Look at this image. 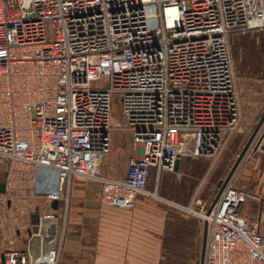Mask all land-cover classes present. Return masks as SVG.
Masks as SVG:
<instances>
[{"label":"built area","instance_id":"obj_1","mask_svg":"<svg viewBox=\"0 0 264 264\" xmlns=\"http://www.w3.org/2000/svg\"><path fill=\"white\" fill-rule=\"evenodd\" d=\"M261 30L264 0H0L6 196L32 197L36 185L60 201L78 178L100 186L101 204L130 211L156 197L151 172H173L177 157L218 159L242 132L229 36ZM114 116L138 150L121 180L101 171ZM250 149L264 156V118ZM249 198L229 180L216 200L174 205L206 225L202 264H264L260 224L240 215ZM58 255L10 253L4 264Z\"/></svg>","mask_w":264,"mask_h":264},{"label":"crops","instance_id":"obj_2","mask_svg":"<svg viewBox=\"0 0 264 264\" xmlns=\"http://www.w3.org/2000/svg\"><path fill=\"white\" fill-rule=\"evenodd\" d=\"M121 132L112 131L111 151L115 144L113 135L121 136L124 133ZM124 134L129 140L121 144L119 140L113 146V151L122 150L118 171L115 159L109 156L101 166L105 176L116 180L124 178L128 159L138 151L129 135ZM213 162L208 157L180 159L178 172H161L155 187L149 191L155 171L151 172L147 191L156 197H137L130 211L101 204L100 186L78 178L71 180L65 199L57 201L56 210L50 207L51 203L36 185L32 197L14 195L10 198L4 193L0 195V264H4L10 253L34 260L45 256L52 248L59 251L57 264H200L206 244V225L195 216L181 213L174 205L190 206L196 196L203 201L213 199L212 193L204 189ZM205 163L209 167L207 164L205 167ZM200 164L204 165L201 171L191 175L190 169L198 171ZM163 173L165 181L162 183ZM160 180L163 186L171 184L172 193L168 198L158 193ZM246 203L241 208V217L260 224L264 235V200L257 208L255 219L251 218ZM35 215L40 217L37 233L32 228ZM51 215H57L58 219L50 218Z\"/></svg>","mask_w":264,"mask_h":264},{"label":"rangeland","instance_id":"obj_3","mask_svg":"<svg viewBox=\"0 0 264 264\" xmlns=\"http://www.w3.org/2000/svg\"><path fill=\"white\" fill-rule=\"evenodd\" d=\"M229 48L238 93L240 95L242 132L236 135L229 144L227 150L223 151L218 159L215 160L214 157L211 158L212 161L214 160L212 163L214 167L212 171L209 172L210 174L204 189L206 193L210 192L213 196L216 188L215 183L227 178L246 143L254 132H257L264 116V30L231 34L229 36ZM113 119L112 131L114 129L119 130L116 116H114ZM126 136L127 135L124 133L121 136L113 135V137H115V144H112V151L108 156L115 159L114 166H116V171H118L123 155L122 150L118 151L114 149L113 151V146H116V142L119 140L120 144L124 141H128L129 139H127ZM206 164L207 163H205V167ZM207 166L209 167L208 164ZM202 167H204V165L202 166V164H200L198 166V171L197 169L192 170L191 168V175L197 174V172L201 171L199 169ZM164 176L163 173L161 179L162 183L165 181ZM168 176L174 175L173 173H168ZM182 179L188 180L186 177H182ZM161 180L159 181L158 193L168 198L172 193L171 187H169L171 184L163 186L161 185ZM230 180H232L235 188L243 190L250 197L246 201V204L249 207L251 218L255 219L257 208L260 202L264 200V156L260 152L250 149L238 165ZM156 181L157 173L153 172V176L148 185L149 191L155 187ZM203 193L204 191L201 194Z\"/></svg>","mask_w":264,"mask_h":264},{"label":"water","instance_id":"obj_4","mask_svg":"<svg viewBox=\"0 0 264 264\" xmlns=\"http://www.w3.org/2000/svg\"><path fill=\"white\" fill-rule=\"evenodd\" d=\"M264 118V116H263ZM255 134V132H254ZM254 134L252 135V137L249 139V141L246 143L245 147L243 148L242 152L240 153L237 161L235 162L233 168L231 169L230 173L228 174L227 178L225 180H220L217 184H216V188L214 190V194H215V200L218 198V196L220 195L222 189L224 188L225 184L230 180V178L232 177V175L234 174L235 170L237 169L238 165L240 164V162L242 161L243 157L245 156L248 146L254 136ZM179 164H180V158L177 157L176 161L174 163V168H173V172L177 173L178 172V168H179ZM5 193V185L4 183H0V195H3ZM50 207L54 210H56L58 208V202L57 201H53L50 204ZM39 224H40V217L38 215H35L32 217V228H33V232L37 233L38 229H39ZM204 248H205V244H204ZM204 248H203V256H204ZM202 256V257H203ZM202 260L200 264H202Z\"/></svg>","mask_w":264,"mask_h":264}]
</instances>
